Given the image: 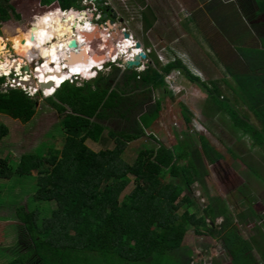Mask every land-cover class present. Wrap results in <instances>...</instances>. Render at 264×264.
Returning a JSON list of instances; mask_svg holds the SVG:
<instances>
[{"label": "trees", "instance_id": "trees-1", "mask_svg": "<svg viewBox=\"0 0 264 264\" xmlns=\"http://www.w3.org/2000/svg\"><path fill=\"white\" fill-rule=\"evenodd\" d=\"M80 1L32 0L26 13H21L29 20L56 9H80ZM239 3L248 22L264 16L262 0ZM21 13L12 0H0V23L10 16L21 20ZM254 28L261 40L238 46L240 59L226 73L233 83L227 78L203 81L180 60L164 67L157 62L160 70L148 66L145 72L125 71L121 76H117L120 68L108 65V74L79 84L65 82L47 97L61 115L57 145L47 146L46 154L41 150L23 153L15 164L0 158V181L32 178L36 186L32 202L52 203L55 209L16 210L32 247L7 264L29 260L35 264H191L194 251L184 246L190 228L198 236L218 239L232 264H264V233L254 227L246 238L239 230L259 215L256 200L248 197L247 211L238 213L234 221L226 201L208 192L209 166L217 170L225 160L213 139L200 134L197 142L185 133L174 148L156 141V146L140 150L131 164L122 157L133 142L145 137L156 140L147 137V129L157 121L162 103L156 100L146 112L144 107L153 98L150 92L165 89L166 75L179 70L208 95L210 111L227 116L218 115L235 140L244 144L250 140V149L260 150L256 154L264 161V22ZM4 80L0 76V114L28 123L35 114L36 98L17 88L2 90ZM51 81L58 82L55 77ZM223 86L230 97L223 95ZM138 89L148 95L145 100L138 98ZM182 114L190 125L192 114L185 107ZM115 122L119 129L108 126ZM205 127L216 139L214 128ZM6 135V127L0 125V139ZM222 139L218 141L223 143ZM87 141L106 146L113 141L114 147L95 151ZM162 174L175 182L161 181ZM257 176L264 182V175ZM131 184L132 190L124 194ZM194 184L203 188L209 200L202 212L189 195ZM237 199L243 201L241 196ZM219 219L222 222L216 225Z\"/></svg>", "mask_w": 264, "mask_h": 264}, {"label": "rangeland", "instance_id": "rangeland-1", "mask_svg": "<svg viewBox=\"0 0 264 264\" xmlns=\"http://www.w3.org/2000/svg\"><path fill=\"white\" fill-rule=\"evenodd\" d=\"M35 1L36 0H34V2ZM104 1L106 2L105 4H107V13L113 14L116 19H120L122 23L121 26L112 24L110 30L114 31L117 36L120 33L117 30L120 28L119 30H124L128 35H131L134 38V42H139L143 46V51L147 55L146 58L142 60L145 64V68L148 66H155L158 68L157 62L161 67H164L169 62L181 59L183 63L189 67L191 72L194 75H199L203 81H208L209 79L222 80L223 78H227L232 82V79L228 77L225 70H223L225 58H222L221 63H219L214 57H209V52L207 56L204 55L207 53L205 51H210L211 47L209 48V46L214 43L210 41V35L207 39L203 36L212 33V31H215L217 28L212 27V25H207L208 22L199 23V15L196 16L194 10L182 9L179 4L181 2L180 0ZM12 2L18 12L26 13L25 11L29 8L32 0H12ZM89 2L92 1L81 0L80 5L84 8L89 6ZM90 6L91 9L87 10V13L91 15L96 14L97 12H95L93 5ZM197 12L199 11H196V13ZM24 13H21V20L17 21L10 16L8 21L0 23V37L3 38V45L5 48L3 50L6 55L4 64L0 65L2 71H9V69H7L8 67L5 68L6 65L10 64L9 61L12 63L15 60L19 67L20 65H24V63H29L32 59H34L32 65L35 64V66H37L42 63V60L39 61V57L34 58L38 53L32 51L30 54L16 53L8 40V36L11 34L16 32L15 35H17L20 31L17 29H23L25 34L29 35L35 32L28 30L32 20H26L27 16ZM55 15L59 16L58 13ZM69 15L70 14L67 12V16ZM63 16L65 19L74 18V16H77V18L83 17V15L74 12L67 18L65 15ZM99 16L94 15L93 19L97 20L101 18V20H103L100 13ZM192 17L193 20L191 19ZM88 19L92 20V17ZM88 19L83 21L84 28L89 26L93 28V25L89 23ZM63 20L64 19L61 21ZM37 26L38 23L36 27ZM104 27H106V25H104ZM97 28L99 30L100 26L98 27L97 25ZM106 30L111 33L109 29ZM110 33L107 34L108 40L105 37L106 33H104V38L108 41L107 47L113 49L111 54H115V46L120 37H115V39L111 38ZM90 40L95 44L93 46L96 47L98 44L96 38ZM13 57L15 58L13 59ZM235 63L234 61V64ZM228 64L231 65L230 62H228ZM32 65L30 64L29 67ZM106 65L107 64H104L102 72L97 74L91 72L87 76H84V78L95 74V79L99 74H108L109 68H106ZM116 67H118V65ZM140 67L141 72L144 70V66L140 65ZM58 68L60 67L58 66ZM158 69L160 70L161 68ZM133 70L134 69H131L130 72ZM125 71L126 68H122L120 74L117 76H121L122 72ZM52 72L56 73L53 69ZM186 74L187 73L179 70H173L166 75L165 89L159 88L156 91L150 92L153 98H151V101L146 102L143 112H146L150 106L154 105L156 100H160L162 103L157 121L151 128L147 129V137L152 135L156 140H154V138L150 139L145 137L142 140L133 142L126 149L122 157L125 162L131 164L136 159L140 150L145 147L156 146V141L163 143L167 147L174 148V146L178 144V141L185 138V133L188 139L197 142L199 141L198 135H207L209 138L213 139L214 144L218 147L217 149L223 153L225 158V160L221 161V165L217 170L209 166L210 174L207 178L208 192L211 196L219 197L226 201L234 221H237L238 213L247 211L248 197L254 198L256 200V212H258L259 215L249 224H241L239 230L246 238L253 234L254 227L259 228L261 233H264V182L257 176L258 173L264 175V161L256 154L260 150L250 149L249 145H251V141L248 139L245 140H248L247 144H244L242 141L238 143V141L235 140L236 138L232 136L231 130H229L227 126L225 127L219 118V116H223L224 119H228L227 116L223 115L222 112H212L209 110L208 95L203 92L199 86L187 79ZM34 75L36 76V74ZM34 75L32 74V76ZM5 86L3 85L1 88L4 89L6 88ZM222 91L224 96H231L230 91L225 86L222 87ZM141 92V89L136 90V93L139 95L138 98L145 100L148 95ZM35 96H37L35 97L37 101L35 114L28 123L22 124L18 120L0 114V125H3L7 129V135L0 139V158H7L10 164H12V162L15 164L23 153H33L38 150L45 153L46 147L58 142V136L62 135L60 124L61 115H59V112H56L52 103L47 100V97L45 98L38 93ZM183 107L193 116L190 125H186L184 121L182 114ZM238 109L244 110L245 108L239 107ZM251 119L255 122L253 117ZM118 125L120 126L117 122L108 124L111 128L119 129L120 127H118ZM205 125H207V127L210 125L214 128L217 133V135H215L216 139L210 136V132L206 129ZM218 139H222L224 142L221 143ZM86 144L95 151L106 148L112 149L114 147L113 141H110L107 146L90 141H87ZM229 145H231L230 148L232 147L234 153L237 155L228 151L227 147H229ZM246 163H249L258 173L248 168ZM217 173H219V175H217ZM159 179L164 182H175V179L164 176V174H162ZM132 188L133 184L128 187L124 194L129 193ZM35 190L36 186L32 178H12L9 181H0V264H7L12 259L24 255L32 247L27 233L18 220L16 210L19 207H23L26 211H31L34 208H42L41 212H49L51 211L50 209H55L52 203L46 204V206L40 203H33L31 199ZM189 195L198 210L202 212L209 202L203 188L200 187L199 184H194L191 187V193ZM240 196L243 201L237 199V197ZM229 198H231V200H229ZM185 209L186 206L181 208L180 212ZM221 222L222 219L217 220L216 225H219ZM184 246L194 251L191 257L194 261L196 260L198 262L203 260L206 264H214L215 261L218 264H232L231 258L228 256L227 252L224 251L218 239L210 237L209 235L198 236L193 228H190L187 232ZM27 264L35 263L29 260Z\"/></svg>", "mask_w": 264, "mask_h": 264}, {"label": "bare ground", "instance_id": "bare-ground-1", "mask_svg": "<svg viewBox=\"0 0 264 264\" xmlns=\"http://www.w3.org/2000/svg\"><path fill=\"white\" fill-rule=\"evenodd\" d=\"M57 13L59 16L55 15ZM68 13L71 15L72 11H69ZM63 15H65L66 18L70 16V15L67 16V12L63 14L60 11H57L53 14H46L38 18L34 24V28L28 29L31 31H35L31 35L25 33L22 34L21 32H25V31L20 30L21 32H18L17 35H14L13 37L8 36V40L10 41L11 45L13 46V50L16 53L30 54V52L32 51L38 53L34 56V58L39 57V60L42 58L41 59L42 63L36 66L37 68L36 70H34V74H36L37 77L36 81L41 83H48V84L50 83L51 85L50 87L42 89L43 92L45 91L44 92L45 95L48 94V96L51 95L53 91H55L57 86L62 81L71 78L72 75L78 74L79 76L84 78V76H87L89 73L94 72L93 71L94 67L103 63L102 59L104 56L102 52H104L105 49L108 51V54L113 51L112 48L107 47L108 41H106V39L104 38V34L100 33L101 31L95 30L94 32L93 31L89 32L91 34L86 33L88 35H93V36H96V34L99 35L100 33L101 38L100 35L99 38L102 41L96 47L93 46L95 44L91 42L92 40L84 39L85 35L81 34L80 32L85 30L88 31L89 29V27L84 28V23H83V21L86 20L85 19L86 13L80 14L83 15V17L80 18L74 16V18L77 20H75L74 18L65 19L63 18L64 17ZM62 19L64 20L61 21ZM37 23L38 26L36 27ZM91 29L92 28H90V30ZM106 35L107 34H105V37L107 38ZM115 35L116 34L113 35V38L115 37ZM79 38L82 40L81 44L77 42ZM93 38H97V37H92V39ZM72 39H76V43H77V48L74 51L77 50L79 51L81 45L87 49L88 58H87V62L66 66L64 62L60 63V61L63 60V57L66 55L67 51L73 50L67 47L68 42L71 41ZM115 47H116L115 53L119 58L121 57V54L126 53V50L128 48L130 49L133 48L131 54L122 56V60L124 61L126 59L128 60L133 59L134 55H139L140 53L143 52L142 48L138 49L132 46L131 40H126L124 39L123 36H121L119 40H117V45ZM3 49H5L3 45V38L0 37V65L4 64L6 58L5 51ZM13 62H15L16 68L19 67L15 60ZM13 62L11 63L9 61L10 64L6 65L5 68L8 67L7 69L10 70V68L13 67ZM140 65L144 66L142 63L137 65L136 68L137 69L140 68L138 69L139 71L141 70ZM58 66L60 68H58ZM18 69L19 68H17L16 71H18ZM52 69L56 73H53ZM0 71L2 70L0 69ZM2 72H4L5 74L8 73L5 70H3ZM53 77H55V79L58 80V82L51 81L53 80ZM27 79L28 78H24L21 81L26 82L28 81Z\"/></svg>", "mask_w": 264, "mask_h": 264}, {"label": "crops", "instance_id": "crops-1", "mask_svg": "<svg viewBox=\"0 0 264 264\" xmlns=\"http://www.w3.org/2000/svg\"><path fill=\"white\" fill-rule=\"evenodd\" d=\"M180 1L179 4L182 9L194 10L196 16L199 15V23L208 22L207 25H212V27L217 28L215 31H212V33L203 36L207 39L210 35L209 39L214 43L209 46V48L211 47L210 51H205L207 53L203 52L205 53V56H207L209 52V57H214L219 63H221L222 58H225L223 70H225L226 73L228 72V67H234L240 59L238 46L246 44L254 45L257 41L261 40L258 39L259 33L254 26L263 24L264 16L262 15L257 19L248 22L241 11L239 0ZM262 1L264 2V0ZM252 7L255 9L257 8L256 2H252ZM196 11L199 12L196 13ZM234 61L236 62L235 64ZM228 62H230L231 65H229ZM208 81L212 80L209 79Z\"/></svg>", "mask_w": 264, "mask_h": 264}, {"label": "clouds", "instance_id": "clouds-1", "mask_svg": "<svg viewBox=\"0 0 264 264\" xmlns=\"http://www.w3.org/2000/svg\"><path fill=\"white\" fill-rule=\"evenodd\" d=\"M89 1V0H88ZM90 1H95V0H90ZM103 2H105L104 0H102ZM81 2V1H80ZM92 2H89L88 4H91ZM85 5V4H84ZM83 5V6H84ZM86 7H88L89 9L88 10H90L91 9V6L89 5V6H86ZM85 8V7H84ZM81 5H80V9H70V10H61V9H56L55 11H57V10H59L61 13H66V12H69V11H72V12H74V13H77V14H82V13H86V16H85V19L87 20L88 18V16L87 15H89L88 13H87V10H85ZM54 11V12H55ZM53 12V11H52ZM51 12H44L43 14H41L40 16H38V15H36V16H34L31 20V23H30V28L29 29H31V26L33 25V23L35 24V22L37 21V19L39 18V17H41L42 15H46V14H50ZM88 21H89V23L91 24V25H93V28L89 31H81V32H85V33H89V32H91V31H93L94 30V28L96 27L97 28V24H95L94 22H92L91 20H89L88 19ZM109 23L107 22V25H108ZM110 25V24H109ZM99 27V26H98ZM112 28V25H110V28H108L107 26L106 27H100L99 28V30L101 31L100 33L102 34H104L105 32H103V30L105 29H111ZM97 30H98V28H97ZM98 30V31H99ZM111 31V30H110ZM117 31H119L120 33L116 36L115 35V37H121V36H123L124 37V34H127L126 32H123L124 30H117ZM100 33H99V35H100ZM110 32L108 31L107 32V30H106V34H109ZM114 34H116L114 31H111V33H110V36H111V38H113V35ZM121 35V36H120ZM128 35V34H127ZM107 36V35H106ZM109 36V37H110ZM108 37V36H107ZM115 37H114V39H115ZM128 37H129V39H127V38H124V39H126V40H131V42H132V46H134V47H136L135 45H136V43H139V42H134L133 41V38L131 37V35H128ZM99 38V37H98ZM98 38H96V40L99 42V41H102V40H100V38H101V35H100V38L98 39ZM80 39V38H79ZM76 40V39H75ZM107 40H108V38H107ZM77 42L79 43V44H81V39L80 40H77ZM97 42V43H98ZM98 44H100V42L98 43ZM97 44V45H98ZM131 47V46H130ZM116 48V47H115ZM142 48V50H143V46L141 45V47L140 48H138V49H141ZM131 49H133V48H131ZM69 51H67L66 52V54L68 53ZM103 53V55H104V59L102 60L103 61V63H101L100 65H97V66H95L94 67V72L97 74V73H99V72H102V69H103V67H104V64H107L106 65V68H109L108 67V65H114L115 67L118 65V67L117 68H120V69H122V68H126V66L125 65H123L122 64V56L123 55H127V53H123V54H121V57L119 58L117 55H116V53L115 54H111V53H109L108 54V51L105 49L104 50V52H102ZM142 53H145L144 51L142 52ZM145 55H146V53H145ZM147 56V55H146ZM15 57H13V59H14ZM39 59V58H38ZM42 59V58H41ZM40 59V60H41ZM133 59H134V57H133ZM133 59H130V60H133ZM39 60V61H40ZM128 59H126L125 61H127ZM182 63H183V61L181 60V59H179ZM33 61H34V59H32L31 61H29V63H24V65H22L21 67H19V69H18V71H16V67H15V62H13V67L12 68H10V70L8 71V73L7 74H5L4 72H2V71H0L1 73V75L0 76H2V77H4V82L3 83H7V82H9L11 79H17L19 76H21L22 75V73L23 72H27V71H30L32 74H34L33 72H34V70H36V66H35V64L34 65H32V63H33ZM63 62V60L62 61H60V63H62ZM143 65H144V70L142 71V72H145L146 71V69L148 68H145V64H144V62H141ZM32 65L31 67H29V65ZM117 64V65H116ZM168 64V63H167ZM166 64V65H167ZM185 66H187L185 63H183ZM37 65V64H36ZM24 66H26L27 68H28V70L27 71H24L23 70V68H24ZM35 66V67H34ZM67 66V65H66ZM69 66V65H68ZM188 67V66H187ZM134 70L133 71H137L138 73H142V72H140L136 67H134L133 68ZM188 69H189V67H188ZM131 69H128V68H126V71H130ZM190 70V69H189ZM190 72H191V70H190ZM192 73V72H191ZM193 74V73H192ZM194 75V74H193ZM94 76H95V74L93 75V76H90V77H87V78H82L81 76H79L78 74H76V75H72L71 76V78H68V79H65L64 81H62L58 86H57V88L56 89H58L62 84H64L65 82H70V83H76V84H79L80 82H83V81H89V80H92V79H94ZM196 76H199V75H196ZM200 77V76H199ZM166 78V77H165ZM33 80V79H32ZM34 82H38V81H36V80H33ZM27 82V81H26ZM79 82V83H78ZM38 83H41V82H38ZM2 86H3V84H2ZM1 86V87H2ZM35 86H37V88H38V85H35ZM9 88V87H8ZM7 88V89H8ZM17 89H21L20 87H18ZM55 89V90H56ZM2 90H3V88H2ZM22 91H23V89H21ZM24 92V91H23ZM55 91H53V93H54ZM25 93V92H24ZM38 94H41L42 96H44V94H43V91H42V89H39L38 88V92H37ZM36 93V94H37ZM53 93L51 94V95H46V96H44L45 98L46 97H51L52 95H53ZM35 94V95H36ZM33 96V97H37V96ZM193 261V260H192ZM191 264H192V262H191Z\"/></svg>", "mask_w": 264, "mask_h": 264}, {"label": "water", "instance_id": "water-1", "mask_svg": "<svg viewBox=\"0 0 264 264\" xmlns=\"http://www.w3.org/2000/svg\"><path fill=\"white\" fill-rule=\"evenodd\" d=\"M83 14V13H82ZM108 28H110V25L108 24L107 25ZM31 28H34V23L33 25L31 26ZM97 30V28L95 27L93 32ZM81 34H84V39H92V37H99V35L96 34V36H93V35H88V34H91V33H88L86 34L85 32H80ZM124 38H127L129 39L128 35L127 34H124ZM86 40V41H87ZM136 48H140L141 47V44L140 43H136ZM68 48L70 49H73V50H70L64 57H63V62L64 64H66L67 66H71V65H75L77 63H82V62H87V58H88V52H87V49L83 46L80 45V48H79V51H74L76 48H77V43H76V40L75 39H72L71 41L68 42ZM132 52V49L128 48L126 50V53L127 54H131ZM104 56V55H103ZM146 58V55L145 53H140L139 55H134V59L133 60H127V61H122V64L126 66V68L128 69H133L134 67H136L137 65L141 64L142 60ZM104 59V57H103ZM102 59V60H103ZM24 71H27L28 68L26 66H24L23 68ZM22 84L24 85H31V86H35V85H38V88L39 89H43V88H48L50 87V83H38V82H34L33 80H29L28 82H22L20 81ZM4 89H7V88H4Z\"/></svg>", "mask_w": 264, "mask_h": 264}, {"label": "flooded vegetation", "instance_id": "flooded-vegetation-1", "mask_svg": "<svg viewBox=\"0 0 264 264\" xmlns=\"http://www.w3.org/2000/svg\"><path fill=\"white\" fill-rule=\"evenodd\" d=\"M106 2H103L102 0H95L93 1L91 4L89 5H93V8L95 9V12H97L96 14H89L87 15L88 17L87 18H90L92 17V22H94L95 24H97L98 26L100 27H103L104 25L107 26V22L110 24V25H114L116 24L117 26H121L122 23L120 21V19H116V17L113 15V14H110V13H107L108 11V8H107V4H105ZM85 10H88L89 8L88 7H85L84 8ZM99 13L102 15V19L101 18H98L97 20L96 19H93L94 15H98L99 16ZM90 16V17H89ZM100 17V16H99ZM90 20V19H89ZM105 20V21H104ZM104 21V22H103ZM103 22V23H102ZM104 24V25H103ZM90 26H89V31H90ZM117 28V27H116ZM120 28H118L119 30ZM103 32H106V30H103ZM125 32V31H123ZM132 37V36H131ZM133 38V37H132ZM134 39V38H133Z\"/></svg>", "mask_w": 264, "mask_h": 264}, {"label": "built area", "instance_id": "built-area-1", "mask_svg": "<svg viewBox=\"0 0 264 264\" xmlns=\"http://www.w3.org/2000/svg\"><path fill=\"white\" fill-rule=\"evenodd\" d=\"M34 75V74H33ZM24 78H28L27 80L29 81V80H36L37 79V77L34 75V76H32V73L30 72V71H27V72H23L22 73V75L21 76H19L17 79H11L9 82H5V83H3V85L6 87V88H18V87H20L21 89H23V91L25 92V93H27V95L28 96H30V97H33L37 92H38V88L37 87H33V86H31L30 84L29 85H24V84H22L20 81L22 80V79H24ZM27 81V82H28ZM45 92V91H44ZM43 92V94H44V96H46L45 95V93ZM192 264H206L205 262H203V260H200V261H192Z\"/></svg>", "mask_w": 264, "mask_h": 264}]
</instances>
